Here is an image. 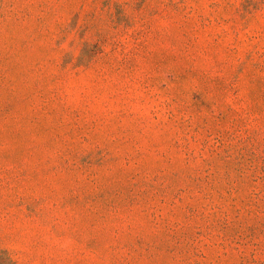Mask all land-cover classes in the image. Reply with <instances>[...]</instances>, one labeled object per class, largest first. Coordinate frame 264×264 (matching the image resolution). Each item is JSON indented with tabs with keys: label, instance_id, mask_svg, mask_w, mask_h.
I'll return each mask as SVG.
<instances>
[{
	"label": "rangeland",
	"instance_id": "obj_1",
	"mask_svg": "<svg viewBox=\"0 0 264 264\" xmlns=\"http://www.w3.org/2000/svg\"><path fill=\"white\" fill-rule=\"evenodd\" d=\"M264 264V0H0V258Z\"/></svg>",
	"mask_w": 264,
	"mask_h": 264
},
{
	"label": "trees",
	"instance_id": "obj_2",
	"mask_svg": "<svg viewBox=\"0 0 264 264\" xmlns=\"http://www.w3.org/2000/svg\"><path fill=\"white\" fill-rule=\"evenodd\" d=\"M2 255L3 258H0V264H14L8 256H5L4 254Z\"/></svg>",
	"mask_w": 264,
	"mask_h": 264
}]
</instances>
